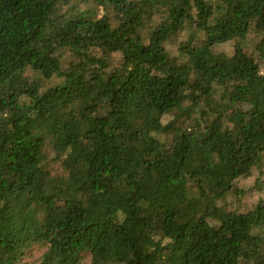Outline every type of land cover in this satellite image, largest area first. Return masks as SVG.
Segmentation results:
<instances>
[{
    "label": "trees",
    "instance_id": "16d2710c",
    "mask_svg": "<svg viewBox=\"0 0 264 264\" xmlns=\"http://www.w3.org/2000/svg\"><path fill=\"white\" fill-rule=\"evenodd\" d=\"M256 170L264 0H0V264H264Z\"/></svg>",
    "mask_w": 264,
    "mask_h": 264
},
{
    "label": "rangeland",
    "instance_id": "374dc122",
    "mask_svg": "<svg viewBox=\"0 0 264 264\" xmlns=\"http://www.w3.org/2000/svg\"><path fill=\"white\" fill-rule=\"evenodd\" d=\"M220 50L226 52L228 55H232L234 50L236 51L237 48L231 46L230 43L227 42L220 47ZM169 52L170 57L175 56V54L177 53V46L170 47ZM50 167L59 170L61 168V165L60 163L52 162L50 164ZM233 193H236V195L240 194L242 197V201H244L247 205H250L252 203L253 205L259 203L264 204V173L260 174L256 170L251 176L241 178L236 184L233 185L230 197H233ZM45 251L46 248L40 247L39 245H34L25 252L23 261L27 264H34L36 262H39ZM80 263L90 264L91 254H83Z\"/></svg>",
    "mask_w": 264,
    "mask_h": 264
}]
</instances>
